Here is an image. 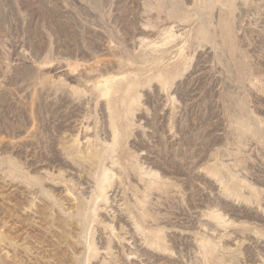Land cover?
I'll return each mask as SVG.
<instances>
[{"label": "rangeland", "instance_id": "374dc122", "mask_svg": "<svg viewBox=\"0 0 264 264\" xmlns=\"http://www.w3.org/2000/svg\"><path fill=\"white\" fill-rule=\"evenodd\" d=\"M0 264H264V0H0Z\"/></svg>", "mask_w": 264, "mask_h": 264}]
</instances>
